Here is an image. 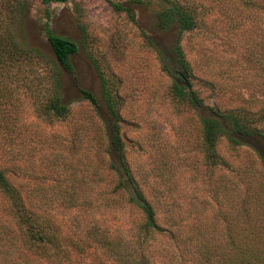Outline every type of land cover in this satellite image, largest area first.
I'll return each instance as SVG.
<instances>
[{
    "label": "rangeland",
    "instance_id": "rangeland-1",
    "mask_svg": "<svg viewBox=\"0 0 264 264\" xmlns=\"http://www.w3.org/2000/svg\"><path fill=\"white\" fill-rule=\"evenodd\" d=\"M21 1L24 17L13 31L48 61L23 60L1 77L0 170L26 208L53 224L76 264H116L99 243L109 238L152 264H195L200 243L226 248L227 234L244 224L241 206L255 231L264 230V0H177L198 13L196 26L179 38L189 73L172 51L176 29L153 27L155 12L173 0L131 3L132 17L112 7L129 0ZM44 23L78 47L71 71L59 68L68 103L63 118L36 110L55 70ZM93 63L121 100L125 165L156 221L168 229L176 221L178 245L166 231L147 234L139 245L141 213L115 191L110 118ZM173 81L200 103L174 96ZM80 89L95 96L96 108L80 98ZM211 110L232 112L241 126L232 133L235 142L224 134L216 140L223 163L207 160L202 146L200 121ZM23 248L10 200L0 193V264H52L35 261Z\"/></svg>",
    "mask_w": 264,
    "mask_h": 264
},
{
    "label": "trees",
    "instance_id": "trees-1",
    "mask_svg": "<svg viewBox=\"0 0 264 264\" xmlns=\"http://www.w3.org/2000/svg\"><path fill=\"white\" fill-rule=\"evenodd\" d=\"M44 3L65 2L67 0H42ZM140 4L141 0H129L125 4L112 3L116 11H124L129 17L133 12L129 4ZM25 3L21 0H0V80L5 77L8 70L19 66L23 60L44 59L48 61L44 53L35 45H31L22 35H17L13 31L16 22L24 17ZM198 13L196 9L183 1H169L167 5L160 7L155 12L153 27L160 31H165L170 27L176 29V37L172 45V51L177 64L184 72L189 73L182 51L179 47V38L184 31L192 30L197 23ZM42 33L45 37L47 46L53 55L55 65L54 71L49 73V82L47 85V95L43 102L37 107V112L46 117L63 118L68 112V103L61 96V81L59 77L60 69L71 71V56L77 52V44L66 37L60 36L53 32L51 27L44 23ZM19 38V39H18ZM148 39V37H146ZM150 42V41H149ZM99 77L100 98L102 104L109 115L108 125V144L109 149L116 155L117 165L110 164L118 172L115 191L119 190L125 194L127 203L136 207L141 213L140 232L142 233L141 241H145V236L152 233L168 232L174 239L176 245L182 240L177 232V223L175 220L170 221L171 228L163 227L156 221L154 208L145 198L136 182L129 173L128 168L123 160L122 141L120 137L118 108L121 104L115 88L101 75L96 64L93 63ZM60 68V69H59ZM183 84L172 82L171 92L180 99H186L188 103L199 104L200 101L192 91L184 90ZM80 98L89 101L95 108L97 101L95 96L86 89H80ZM201 141L207 160L213 163H223L216 155L214 145L219 135L224 134L230 142H235L232 136L233 132L240 130L238 117L232 112L225 114H216L210 111L209 116L201 117ZM263 137L262 134L257 133ZM0 193L10 200L13 208V217L21 232V243L23 250L33 255L35 261L45 260L52 264H76L71 258V252L66 250L62 244L59 235L54 229L53 224L45 217L26 208L20 196L12 185L6 180L0 170ZM243 209L245 218L240 222L243 225L237 226L236 233L227 234V246L225 249L219 247L207 248L200 243L199 247L193 251L195 264H264V230L255 231L247 213V208ZM242 214H240L241 217ZM239 222V223H240ZM256 227V228H255ZM184 242V241H183ZM105 247L107 254L115 261L116 264H152L141 252L137 254L120 247V240L109 238L99 241ZM76 249V244H73ZM76 251V250H75ZM140 251H143L141 249ZM187 251V250H186ZM24 253V254H25ZM20 254V253H19ZM20 257V256H19ZM21 262V263H20ZM16 261L13 264H30L29 262ZM34 263V262H33ZM32 264V263H31ZM84 264V263H78Z\"/></svg>",
    "mask_w": 264,
    "mask_h": 264
}]
</instances>
